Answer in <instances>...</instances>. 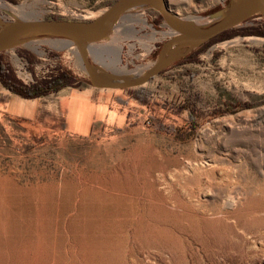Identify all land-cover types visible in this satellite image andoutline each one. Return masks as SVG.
<instances>
[{
  "label": "rangeland",
  "instance_id": "obj_1",
  "mask_svg": "<svg viewBox=\"0 0 264 264\" xmlns=\"http://www.w3.org/2000/svg\"><path fill=\"white\" fill-rule=\"evenodd\" d=\"M115 1L0 0V28L89 21ZM166 1L207 27L216 9L226 14L241 0ZM160 15L149 4L81 46L31 34L0 53L23 85L62 71L76 78L36 98L0 81V264H243L241 235L263 253L264 0L189 60ZM119 45L129 68L153 67L166 49L180 55L128 87L114 81ZM248 254L247 264H264Z\"/></svg>",
  "mask_w": 264,
  "mask_h": 264
},
{
  "label": "water",
  "instance_id": "obj_2",
  "mask_svg": "<svg viewBox=\"0 0 264 264\" xmlns=\"http://www.w3.org/2000/svg\"><path fill=\"white\" fill-rule=\"evenodd\" d=\"M149 4L158 7L164 20V26L177 33V36L170 43L178 40L185 41V44L189 46V53L191 49L208 42L222 32L232 29L253 17L260 10L261 0H241L232 11L226 14H224L223 10H218L214 14L220 16V18L207 27H197L180 17L168 7L166 0H116L101 15L89 21L70 19H24L12 21L0 28V53L13 47L22 37L31 34L64 37L76 41L81 46L85 39L98 35L116 17L131 9ZM164 51L161 58L140 80L132 83L120 82V84L128 87L142 85L162 72L180 55L166 56ZM185 55L186 53L183 56ZM81 56L88 73L94 80L95 76L90 63L82 49Z\"/></svg>",
  "mask_w": 264,
  "mask_h": 264
},
{
  "label": "trees",
  "instance_id": "obj_3",
  "mask_svg": "<svg viewBox=\"0 0 264 264\" xmlns=\"http://www.w3.org/2000/svg\"><path fill=\"white\" fill-rule=\"evenodd\" d=\"M218 10H220V8L216 9L215 12H217ZM160 17L163 19L162 15H160ZM229 31L230 29L222 32L221 34H219L218 36H216L215 38L209 40L204 44L210 43L212 41H216L222 37L227 36L228 35L227 33ZM204 44L200 46H203ZM191 58H192V53L190 52L187 53L185 56H183L182 60H187V59L189 60ZM75 79L76 78L72 76L70 72L62 71L59 74H56L55 76L41 83L32 86L23 85L13 77L8 66L5 63L0 62L1 83H3L7 88H9L14 93L24 98H36L39 96L48 95L51 92H56L61 88L70 85L72 81H74ZM189 109L191 110L192 113L194 110H196V107L194 104H190Z\"/></svg>",
  "mask_w": 264,
  "mask_h": 264
},
{
  "label": "bare ground",
  "instance_id": "obj_4",
  "mask_svg": "<svg viewBox=\"0 0 264 264\" xmlns=\"http://www.w3.org/2000/svg\"><path fill=\"white\" fill-rule=\"evenodd\" d=\"M167 5L169 7L168 2H167ZM173 33H175L176 36H177L176 32L173 31ZM182 45H185V42ZM116 48H117L116 49L117 53H116V57H115V60H114L115 61L114 62L115 67L114 68L117 70V72L121 73L122 75H118L117 77H119V78L118 79L117 78L114 79V81L117 80L116 82H125V83H132V82L138 81L142 77H144L149 72V70L152 68V67L151 68H149V67L146 68V67H141V66H138L136 68H129L128 65L122 64L121 50H122L123 47L119 45V46H116ZM166 50L164 51L165 54L168 51V50L167 51ZM179 54L180 53H177V54L172 53V54H169L168 56H174V55H179ZM101 80H102V82H109V80L107 78L106 79L103 78ZM242 229H243V232L247 231V227H245V226H243ZM240 237H241V239L243 241L244 247L246 246L245 250L250 252L251 255H254L257 258H260V261L264 262V249H262L263 253H260L256 246H251V245L248 244V240L244 236L241 235ZM248 252H246V260L243 261L244 262L243 264H247L248 263V261H247L248 260V256H249ZM223 262L226 263V264L230 263L229 261H226V260H224ZM198 263L199 264H203L204 262L201 260ZM207 263L216 264V262H214L213 260H209V259L207 260Z\"/></svg>",
  "mask_w": 264,
  "mask_h": 264
}]
</instances>
